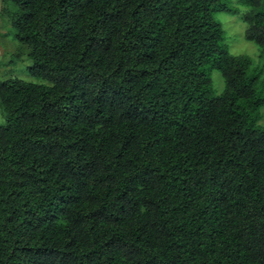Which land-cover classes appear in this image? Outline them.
<instances>
[{
    "label": "trees",
    "instance_id": "trees-1",
    "mask_svg": "<svg viewBox=\"0 0 264 264\" xmlns=\"http://www.w3.org/2000/svg\"><path fill=\"white\" fill-rule=\"evenodd\" d=\"M226 2L0 0L37 80H0V264H264V76Z\"/></svg>",
    "mask_w": 264,
    "mask_h": 264
},
{
    "label": "rangeland",
    "instance_id": "rangeland-1",
    "mask_svg": "<svg viewBox=\"0 0 264 264\" xmlns=\"http://www.w3.org/2000/svg\"><path fill=\"white\" fill-rule=\"evenodd\" d=\"M228 11L213 13V19L220 23L223 29L222 44L231 54H243L250 58L251 67L248 74L254 72L264 76V59L259 55L257 45L244 37L245 23L240 15L247 10L241 0H227ZM1 7V3H0ZM27 48L13 38V30L8 23V17L0 10V80L17 78L24 81L37 82L26 72L29 64ZM212 83L211 95H219L223 90V80L217 70L207 71ZM261 118L258 126L264 128V105L259 109ZM2 118L0 116V123Z\"/></svg>",
    "mask_w": 264,
    "mask_h": 264
}]
</instances>
